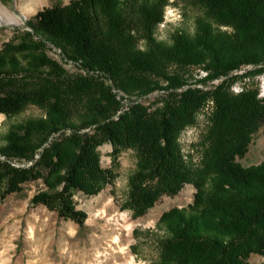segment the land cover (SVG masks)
Segmentation results:
<instances>
[{"label":"trees","instance_id":"1","mask_svg":"<svg viewBox=\"0 0 264 264\" xmlns=\"http://www.w3.org/2000/svg\"><path fill=\"white\" fill-rule=\"evenodd\" d=\"M181 1L198 10L196 29L175 31L168 44L157 31L167 7ZM27 24L0 48V113L12 118L36 106L44 115L0 133V201L42 180L31 203L84 225L74 196L114 182L99 152L110 142L115 156L138 154L122 209L142 216L185 184L196 188L191 204L158 221L164 235L156 234L154 264H250L264 255V162H240L264 127V98L254 87L232 91L264 72V0H70ZM55 48L76 72L51 55ZM192 68L207 76L195 78ZM154 93L161 97L145 104ZM209 100L196 163L179 138Z\"/></svg>","mask_w":264,"mask_h":264},{"label":"rangeland","instance_id":"2","mask_svg":"<svg viewBox=\"0 0 264 264\" xmlns=\"http://www.w3.org/2000/svg\"><path fill=\"white\" fill-rule=\"evenodd\" d=\"M69 2L70 0H0V48L18 37L19 31L29 29L27 22L40 10ZM197 14L195 7L182 1L178 5L168 6L165 21L157 31L158 39L170 44L172 35L177 30L193 34ZM51 55L63 63L68 71H77L75 64L74 67L69 66L59 48L53 49ZM253 68L254 66L249 65L237 73L243 74ZM189 73L195 78L207 76L202 68H192ZM222 80L217 79L210 84L216 85ZM246 87L258 89L259 97L264 98L261 95L264 72L235 82L232 91L239 94ZM160 97L159 93H154L144 102L149 104ZM206 105L197 124L187 127L179 138L185 158L191 160L189 156H192L196 163L202 155L203 138L210 126L209 116L214 110L212 100ZM43 115L44 112L36 106H30L12 118L0 113V133L5 135L14 123ZM99 152L103 167L112 168L116 177L113 183L107 184L97 194H75L77 209L88 215L84 225L61 217L58 212L43 204L31 203L34 195L45 188L42 180L27 182L22 191L9 194L0 201V264H100L99 258L106 261L112 257V253H120L119 245L125 248L126 259L133 260L134 264H154L158 260L156 234L164 235L158 231V221L171 208L191 204L196 188L192 183H187L177 195H164L145 215L136 216L133 210L122 209L121 206L129 195V180L138 165L137 152L127 149L115 156L114 146L110 142L101 145ZM240 162L246 167L264 162V127L255 136L247 155ZM115 237L119 239L118 244L114 243ZM263 263L264 255L254 254L250 258V264Z\"/></svg>","mask_w":264,"mask_h":264},{"label":"bare ground","instance_id":"3","mask_svg":"<svg viewBox=\"0 0 264 264\" xmlns=\"http://www.w3.org/2000/svg\"><path fill=\"white\" fill-rule=\"evenodd\" d=\"M9 19V18H8ZM15 21V19H14ZM261 95L263 96V91H261ZM2 117V116H1ZM114 243L118 244L119 243V239L118 237L114 238ZM120 248V253H112V257L107 258L106 261H102L101 258L98 259V262L100 264H134L133 260H127L126 259V255H125V248H123L122 246L119 245ZM122 258V259H121Z\"/></svg>","mask_w":264,"mask_h":264},{"label":"built area","instance_id":"4","mask_svg":"<svg viewBox=\"0 0 264 264\" xmlns=\"http://www.w3.org/2000/svg\"><path fill=\"white\" fill-rule=\"evenodd\" d=\"M56 51H57V50H56ZM68 64H69L70 67H74V63H70V61H68ZM262 91H263V96H264V88H263Z\"/></svg>","mask_w":264,"mask_h":264}]
</instances>
